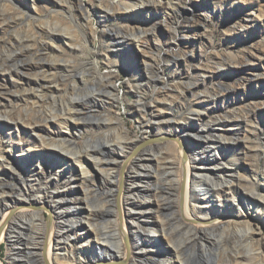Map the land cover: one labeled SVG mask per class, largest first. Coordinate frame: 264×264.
<instances>
[{"label": "rangeland", "instance_id": "obj_1", "mask_svg": "<svg viewBox=\"0 0 264 264\" xmlns=\"http://www.w3.org/2000/svg\"><path fill=\"white\" fill-rule=\"evenodd\" d=\"M52 33H56L54 41L50 39ZM39 62L70 67L56 74L60 86L44 92L32 90L36 77L24 72ZM96 65L105 75L114 68L127 74L118 72L108 83L105 75L93 69ZM83 67L87 72L81 75ZM76 80L78 91L71 87ZM116 95L120 101L114 100ZM71 96L84 99L82 115H96L88 118L96 125L75 122L70 137L64 125L39 122L54 111L64 113L57 107ZM155 115L163 116V124L154 125L143 141L146 135L141 127ZM96 119L107 127L97 126ZM36 125L49 145H43L34 134ZM202 128H208L206 136L220 139L219 156L210 152L199 155L203 162L220 166L217 171L221 173L239 174L241 179L235 185L238 199L244 202L252 181L264 193V0H0V168L4 161L13 167L3 164L1 168L0 206H5L3 200H11L12 195L36 201L45 194L48 210L42 212L44 221H49L50 193L65 189L76 199L72 206L79 209L70 252L99 254V238L92 241L98 230L115 231L123 219L128 225L129 221L152 219L159 210L153 201L131 216L126 203L118 204L127 198L129 172L142 163L148 165V174L155 173L152 179L158 176V215L172 232L171 239L164 237L162 255L177 264V246L186 240L190 241L186 249L195 252L194 260L200 258L197 233L186 234L177 218L178 180L185 158L166 146L159 151L157 162L146 160L144 155L149 147L158 145L152 139L172 140L183 130L193 133L180 136L186 148L190 143L199 145L193 135L201 134ZM59 139H67L72 151L86 150L92 155L107 146L108 161L103 159V166L98 167L95 160L88 159L83 164L87 174L82 180L79 164L56 155L60 152L54 151L53 145ZM118 143H122L121 154L111 150V145L116 148ZM39 162L45 172L36 174ZM124 166L126 189L118 191L114 180L120 179ZM101 171L110 172L104 175ZM132 194L128 198L134 201L138 195ZM226 196L214 197L215 206L232 210L236 200L231 194ZM147 198L137 201L148 202ZM1 210L0 219H8V231L16 240L14 246V240H4L3 262L8 264L7 258L16 255L24 262L43 264L46 237L40 219L31 214L20 217L13 206ZM252 218L264 225V211H254ZM149 235L153 238L154 234ZM257 237L264 244V234ZM65 254V250L59 251L60 257Z\"/></svg>", "mask_w": 264, "mask_h": 264}, {"label": "bare ground", "instance_id": "obj_2", "mask_svg": "<svg viewBox=\"0 0 264 264\" xmlns=\"http://www.w3.org/2000/svg\"><path fill=\"white\" fill-rule=\"evenodd\" d=\"M125 9H128V7H126ZM55 35L56 33L50 34V39L52 41H54L53 38ZM40 63L41 62L37 63V65L30 66L27 71L24 72L25 75L29 76L34 74V76L36 77V82L35 84H33L32 90L40 89L42 92H44V89L50 90L52 89V87L57 88L58 86H60V81L57 80L56 74L66 72V69H69L70 67L57 64ZM144 63H146V60L144 61ZM93 69L96 70L98 74L102 76L105 75L101 73L100 67L98 65H96ZM81 70V75L86 74L87 71L84 67ZM118 72H124L125 74H127L123 69L114 68L109 70L104 78L106 77L107 80L109 79L108 83H111V76L116 75V73ZM64 79L66 78L64 77ZM72 86L73 90L76 91L78 87L77 80L74 81L73 84H71V87ZM112 86L114 88H117L116 84H112ZM54 100L56 101L55 98ZM83 100L84 99L81 98L73 99L71 96L66 104L63 103L61 105L62 107H57L63 109L64 113L62 111V114L57 115V113L54 111L49 117L43 115V117L46 119L39 122H46V124L58 123L64 125L70 137H72V135L74 134L72 132V125L75 122H83L85 124L84 126L87 127L92 126L96 123H91L88 120V118H90V115L93 114L85 113V116L82 115ZM114 100L120 101L121 98L120 96L116 95ZM102 104L105 105L104 102H102ZM93 108H96V106H94ZM144 108L147 107L145 106ZM93 111L94 110H92V112ZM162 114L164 116V113ZM163 116L155 115L154 119L152 117L150 118V120H147L144 123V125L141 127V130H143V134L146 135V137L143 136V141L147 137H149V134L152 133L151 129L154 127V125L163 124ZM9 119L13 121V119ZM231 119L237 120L238 118L231 117ZM96 121L98 124L97 126L103 125L104 127H107V123L101 122L100 119H96ZM118 123L123 125L122 127L126 129L125 123L120 119V117H118ZM36 126V128L38 129H33L34 134H36L37 138L41 140V143L43 145H49L50 143H46V135H44V133H41L42 131L40 130L38 125ZM158 129L161 130L162 126H158ZM205 132H208V128H202L200 130L201 134L194 133L193 136L198 137L199 145H195L196 143L188 144L189 147L187 148L191 149V153L181 142L180 136L191 135L193 133L188 132L187 130H183L182 132H179L177 134L178 138L172 140L169 138L152 139L151 142H158V145L149 147V149L146 150L148 154L144 155L146 160L148 158H151V160H156L157 162L159 159V154H161V152L163 151L162 147L166 146L164 148L173 149V151H177L178 153H180L182 158H185V162H182L180 179L178 180L179 192L177 201L179 208L177 211V218L180 221L181 227L184 228V230H187L186 234H190L191 232L197 233L200 247L199 253L201 254L200 258L197 257V259L194 260L193 257L195 252L191 248L186 249L189 245L188 242L190 241L183 240L181 244H178L177 246V249L179 250L176 252L175 257V259L177 260V264H179L178 261L185 264H264V244L261 243L260 239L257 237L258 235L264 234V225L261 220L252 218V214H254V211H264V193H260L255 188L256 186L252 181L251 187L249 189L247 188L249 194L246 195L244 202L242 203V201L238 199L239 195L235 191V185L239 182V174L235 171L231 172L230 175H228L227 173H221L217 171L220 166H211L203 162L202 160L201 154L205 155L206 152L215 153L216 157L219 156V152L217 149L218 145L220 144V139L216 136H206L207 133ZM66 140L67 139L57 140V143H54L53 145L54 151L60 152L56 154L57 156H60V154H62L63 157L68 161L72 159L74 163H77L81 166L82 180L87 174V172L83 169V164L87 162L88 159L95 160L98 167L103 166V159L108 161L109 152L108 149H106L107 146L105 148L102 147L100 152L92 155L89 152H86V150L84 152L72 151V149L67 146L68 142ZM221 141L223 140L221 139ZM85 145L87 147L86 142ZM115 146L111 145V150L115 149L119 154H121L123 150L122 147L119 146H122V143H118V147L116 148ZM90 148L92 147L89 146V150ZM160 150L162 151L159 152ZM199 153L201 154L199 155ZM97 155H102V157L99 158ZM2 157L3 159H6L5 156ZM28 158H32L31 155H28ZM39 163L38 165L40 166V168H38L36 174L45 172L44 165L42 164V162ZM3 164L13 169L11 163L9 164L4 161ZM3 164L1 165V168ZM105 164L112 166L114 163L108 164L105 162ZM125 167L126 166L122 168L120 179L114 180V182H116L118 185V191H120L122 188L126 189L124 188ZM1 168L0 172L2 171ZM153 169L155 170V168ZM212 170H215V173H212ZM101 172L106 175L110 171ZM154 175L152 174V172L148 174V165H142V163L139 166V169L134 168L131 172H129V178L131 181L129 180L130 183L127 186L128 189L125 190L128 193L127 198L122 199V201H118V204L121 207L123 202L124 204L126 203L128 207L126 210L127 214L128 216H131L132 214L139 213L142 207L144 211L145 204L153 201L159 208V210L155 213L156 216L152 214V219H147L146 221H129V223H131L129 225L126 224L125 219H123L118 229H116L115 231H107L103 233L98 230V236H94L92 238V241H95L99 238L98 241L101 242L98 244L97 248L99 254H97V252L95 251H90L87 254H84L82 251L78 254H75L73 250L72 252H70V248L72 247V237L75 235L74 234L72 236V233L75 232V226L78 222H76L75 220V218L77 217L76 211H79V209L77 210L72 206V201L76 199L71 197L65 191V189H56L55 191L50 193V201L48 203L50 205L49 207H51V209L49 210V212L51 213V218L49 221H44V213L42 212V210L47 209L45 194L37 196L36 201H33V199L29 197L20 199V197L12 195L11 200H3L6 205L0 206V214L2 213V208L4 209L9 206H13L16 210V213L20 217H25L28 214H31L40 219L43 225V232L45 233V237L47 240L43 242L44 248H42L43 253L41 258L43 264H67L68 262H71V264H106L108 263V260L115 261L113 264H141L140 261L146 264H172L173 261H170L173 260L172 258L167 256L164 257V255H162V251L165 249L164 237L171 239L172 232L169 233L170 230L168 228V222L165 221V219L163 220L161 216L158 215L161 211V205L159 204V202H157L159 189L156 185V182L158 181V176L156 177V179H152L155 178ZM82 184L83 183H81V185ZM238 185L240 186V183ZM87 191L89 190L87 189ZM133 192H135V194L137 193L138 198L148 197V202L137 201L138 198L132 201V199L128 197L133 196ZM150 192L151 195H149ZM222 194H227L226 197L230 196L231 194L233 196V199L236 200L233 203L232 210H225L215 206L217 201H213V198L221 197ZM83 199L85 200V202L89 203V200L86 196ZM78 218L81 219L80 217ZM142 218L144 219V217ZM9 229L10 223L8 219H0V264H5L1 258V249L4 240L8 239L11 243H13L14 240L13 246L16 243V240L14 239L15 237L12 236L13 233H9L8 231ZM108 229L109 228H105V230ZM151 232L154 234L153 238L149 235L151 234ZM238 233H240V235H238ZM186 237H184V239ZM89 242L90 241H87V243ZM156 246L163 247L161 249H158ZM228 249H231V254L228 253ZM61 250L66 251V254L63 255V258L59 256V251ZM69 252L72 253V257ZM7 260L8 264H33L32 262H24L23 260L17 258L16 255H10Z\"/></svg>", "mask_w": 264, "mask_h": 264}]
</instances>
